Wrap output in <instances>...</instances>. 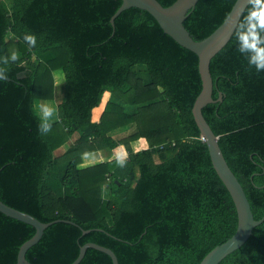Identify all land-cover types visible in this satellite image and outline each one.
I'll use <instances>...</instances> for the list:
<instances>
[{"label":"trees","instance_id":"1","mask_svg":"<svg viewBox=\"0 0 264 264\" xmlns=\"http://www.w3.org/2000/svg\"><path fill=\"white\" fill-rule=\"evenodd\" d=\"M236 1L199 0L185 26L203 39ZM121 5L0 0V73L11 78H0V199L42 222L63 220L28 250L32 263L72 264L81 245L95 242L112 249L119 264H200L237 230L235 202L193 114L203 88L199 56L145 10L123 11L114 27ZM258 55L264 0L248 6L212 59L213 96L223 100L203 109L257 220L264 217V70L252 62ZM36 99L58 103V120L45 134L38 112L54 105L37 101L36 110ZM119 128L134 132L116 140L109 133ZM35 233L0 212V264H16ZM80 264L113 260L89 248ZM219 264H264V222Z\"/></svg>","mask_w":264,"mask_h":264},{"label":"water","instance_id":"2","mask_svg":"<svg viewBox=\"0 0 264 264\" xmlns=\"http://www.w3.org/2000/svg\"><path fill=\"white\" fill-rule=\"evenodd\" d=\"M254 1L256 0H237L222 24L209 36L200 40L194 38L185 26L186 19L199 0H176L169 6H164L159 0H122V5L111 18V23L115 27L116 19L123 11L132 7L145 10L157 20L166 34L199 56V69L203 88L194 103L193 114L201 130L202 137L208 145L213 166L229 190L238 212V227L235 234L226 242L216 246L204 257L200 264H219L229 254L241 248L252 236L254 229L264 222V217L259 220L255 218L245 189L230 167L220 146L219 136L214 132L203 113V109L208 104L223 100L222 93L218 99H215L213 96L214 79L211 72V61L232 39L245 11ZM0 78L11 80V78L5 77L1 73ZM0 212L36 228L35 235L20 247L16 264H35L27 259L26 254L28 250L42 239L46 228L54 223L63 221L58 219L42 222L35 216L14 208L1 199ZM65 222L71 221L66 220ZM90 231L84 230V233H89ZM89 248L107 253L112 258L113 264H119L118 256L112 249L95 242L81 245L79 255L72 264H80Z\"/></svg>","mask_w":264,"mask_h":264},{"label":"clouds","instance_id":"3","mask_svg":"<svg viewBox=\"0 0 264 264\" xmlns=\"http://www.w3.org/2000/svg\"><path fill=\"white\" fill-rule=\"evenodd\" d=\"M27 40L32 47L35 46L36 38L34 36L29 35L27 37ZM252 62L256 64L258 70H264V55H258L257 57L253 58ZM39 116L42 123L38 126V131L41 134H45L51 130L50 121L52 120L53 117V108L51 107L44 108L42 112H39Z\"/></svg>","mask_w":264,"mask_h":264},{"label":"crops","instance_id":"4","mask_svg":"<svg viewBox=\"0 0 264 264\" xmlns=\"http://www.w3.org/2000/svg\"><path fill=\"white\" fill-rule=\"evenodd\" d=\"M37 101H42V102H47L48 101V102H52V104L54 105V107H53V117H52V120L50 121V123L55 122V121L58 120V103L55 100L36 99L35 102H34L36 110H37V107H36ZM38 115H39V112H38ZM127 130H130L131 132L128 133L126 136H128V135H130V134H132L134 132V129L133 128H129V129L119 128V129H116V130L110 132L109 135L112 136V137H114L116 140H120V139H122V138L125 137V135L124 136L123 135L121 136L122 132L127 131ZM135 147H137V144H135Z\"/></svg>","mask_w":264,"mask_h":264},{"label":"rangeland","instance_id":"5","mask_svg":"<svg viewBox=\"0 0 264 264\" xmlns=\"http://www.w3.org/2000/svg\"><path fill=\"white\" fill-rule=\"evenodd\" d=\"M138 74L140 75V76H144L145 74H144V72H143V70H142V68H138ZM131 131L130 130H127V131H124V132H122V134H121V136L123 135H125V137H126V135L128 134V133H130ZM125 133V134H124ZM120 136V135H119ZM69 148V144H66V145H64L63 147H61L60 149H58L57 151H56V155H58V156H60V155H62L63 153H65V151L67 150Z\"/></svg>","mask_w":264,"mask_h":264},{"label":"built area","instance_id":"6","mask_svg":"<svg viewBox=\"0 0 264 264\" xmlns=\"http://www.w3.org/2000/svg\"><path fill=\"white\" fill-rule=\"evenodd\" d=\"M113 178L110 176V175H107V182L109 183V182H111V180H112ZM107 187V184L105 185V188Z\"/></svg>","mask_w":264,"mask_h":264}]
</instances>
